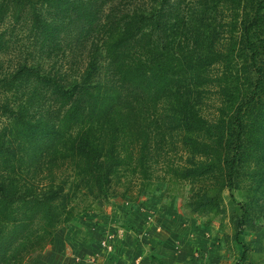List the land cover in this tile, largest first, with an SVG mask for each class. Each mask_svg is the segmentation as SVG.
I'll use <instances>...</instances> for the list:
<instances>
[{
  "label": "trees",
  "instance_id": "trees-1",
  "mask_svg": "<svg viewBox=\"0 0 264 264\" xmlns=\"http://www.w3.org/2000/svg\"><path fill=\"white\" fill-rule=\"evenodd\" d=\"M114 1L0 0V56L24 27L49 45L67 35L51 10L77 13L82 41ZM152 1L110 10L103 62L72 83L36 63L0 69V264H42L78 200L150 179L163 124L183 134L188 164L173 172L191 185L192 210L218 214L226 189L248 187L236 234L264 233V0H199L189 16L180 0ZM208 86L221 100L213 120L196 108ZM45 94L53 102L39 110Z\"/></svg>",
  "mask_w": 264,
  "mask_h": 264
},
{
  "label": "rangeland",
  "instance_id": "rangeland-1",
  "mask_svg": "<svg viewBox=\"0 0 264 264\" xmlns=\"http://www.w3.org/2000/svg\"><path fill=\"white\" fill-rule=\"evenodd\" d=\"M198 1L180 0L184 14L189 16L195 7L198 9ZM152 2H108L110 6L101 20V28L94 27L82 41L77 33L80 24L75 22L77 13L46 11L48 19L67 23L66 29L70 23V32L67 35L65 31L60 32L49 45L24 27L23 32L15 36L7 54L0 56V69L6 70L22 62L36 63L46 73H58L72 83L84 76L94 56L97 62H103L101 48L105 31L102 26L110 20L107 18L110 10L120 16L122 10L129 7L137 10ZM203 91L196 108L213 120L221 100L214 86L205 87ZM51 101V96L45 94L39 110L48 107ZM164 107L167 109L168 103L160 106V114ZM4 124L0 116V129ZM163 125L166 142L160 154L153 158L152 177L146 180L140 174L124 179L109 190L107 198L78 200L77 215L59 229L55 243L41 255L42 264H128L133 255L136 258L141 255L140 259L146 258L151 264H264V233L247 230L236 234L235 221L243 217L242 207L247 206L252 192L248 187L232 192L226 189L220 213L194 212L190 206L191 185L173 172L188 164L181 142L183 134L169 132V126ZM256 221L259 227H264V208L256 215ZM244 254L246 260L242 261Z\"/></svg>",
  "mask_w": 264,
  "mask_h": 264
},
{
  "label": "crops",
  "instance_id": "crops-1",
  "mask_svg": "<svg viewBox=\"0 0 264 264\" xmlns=\"http://www.w3.org/2000/svg\"><path fill=\"white\" fill-rule=\"evenodd\" d=\"M129 258L131 261L128 264H151V262L146 258L140 259L142 258L141 255H138V258H136L134 255Z\"/></svg>",
  "mask_w": 264,
  "mask_h": 264
}]
</instances>
